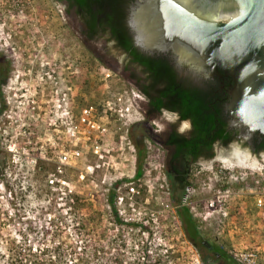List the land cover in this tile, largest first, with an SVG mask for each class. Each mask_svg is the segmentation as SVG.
Returning a JSON list of instances; mask_svg holds the SVG:
<instances>
[{
    "label": "rangeland",
    "instance_id": "rangeland-1",
    "mask_svg": "<svg viewBox=\"0 0 264 264\" xmlns=\"http://www.w3.org/2000/svg\"><path fill=\"white\" fill-rule=\"evenodd\" d=\"M78 33L55 0H0V53L10 62L0 104V148L9 153L7 171L0 174V264L10 263L11 246L43 245L49 246L45 258L51 264H109L102 251L117 246L125 251L118 264H135L141 247L154 255L141 260L147 264H222L205 260L187 237L170 198L164 152L149 138L136 178L130 133L141 135L146 128L138 92L127 73L99 54V45H86ZM119 94L131 104L130 114H119ZM86 106L107 124L104 150H83L61 164L59 173L61 150L79 146L71 140L69 122ZM153 122L159 128L164 123ZM230 156L221 153L194 165L181 204L190 208L205 239L239 264H264V201H257L264 189L255 187L256 179L264 181V154L245 162ZM233 169H245L249 177L235 180L229 176ZM128 184L139 194L121 205L124 216L145 226L112 222L107 193L113 187L126 193ZM58 242L61 250L55 249Z\"/></svg>",
    "mask_w": 264,
    "mask_h": 264
},
{
    "label": "trees",
    "instance_id": "trees-1",
    "mask_svg": "<svg viewBox=\"0 0 264 264\" xmlns=\"http://www.w3.org/2000/svg\"><path fill=\"white\" fill-rule=\"evenodd\" d=\"M56 1L60 2L63 0ZM67 1L69 4L68 9L76 8V14L86 26L89 36L106 39L107 48L112 53L115 52V49L128 53L130 59L126 62L127 68L130 64L135 63L149 76L153 93H150L149 89L142 87H137V90L150 100L152 105L149 111L150 114L154 111H169L173 112L179 121L190 120L191 129L189 134L177 133L172 141L176 145V150L174 156L169 159V166L166 172L170 185V198L177 208L178 217L182 222L187 237L200 248L205 260L212 257L217 262L221 261L222 264H239L221 246L205 239L190 208L181 204L182 193L190 183V169L192 166L199 164L197 162L205 150L210 151L207 154L204 153L206 158L214 157V146L216 143L227 146L235 140V129H229L227 122L212 111L209 105L212 100L208 98L206 91L195 87L187 78H182L167 57L145 55L136 50L126 22L128 16L127 2L129 0ZM9 63L5 56L0 54V104L3 103L1 101L3 96L1 86L7 81L10 73ZM130 136L137 149L136 178H138L142 175V162L146 155V135H136L131 132ZM254 141L257 150L259 148L264 149V142L259 144L258 137H255ZM8 155V151L0 148V174L4 175L7 171ZM184 161H186L185 164ZM117 188L113 187L107 193L113 224L118 227L128 226L131 228L145 226L141 221H127L119 215L115 203L118 195ZM71 205L73 204L69 206ZM56 219H59V217L56 216ZM147 228L144 227V229ZM121 245L125 246L126 243L122 242ZM55 249L61 250L59 242ZM9 251L8 257L11 260L9 264H51L45 258L49 251V246L47 245H43V247H21V249H14L11 246ZM98 252L101 251L99 250ZM124 252L119 246L113 247L111 251H106L105 249L102 251L109 264L124 262ZM145 257L150 259L154 255H151L148 249L144 250L141 247L137 249L133 262L135 264H147V262L141 261ZM160 259L161 256L157 255V260L160 261Z\"/></svg>",
    "mask_w": 264,
    "mask_h": 264
},
{
    "label": "water",
    "instance_id": "water-1",
    "mask_svg": "<svg viewBox=\"0 0 264 264\" xmlns=\"http://www.w3.org/2000/svg\"><path fill=\"white\" fill-rule=\"evenodd\" d=\"M133 12L145 48L172 49L179 63L210 67V73L218 64L230 70L232 126L244 127L247 139L264 135V0H144ZM253 156L232 144L231 158Z\"/></svg>",
    "mask_w": 264,
    "mask_h": 264
},
{
    "label": "flooded vegetation",
    "instance_id": "flooded-vegetation-1",
    "mask_svg": "<svg viewBox=\"0 0 264 264\" xmlns=\"http://www.w3.org/2000/svg\"><path fill=\"white\" fill-rule=\"evenodd\" d=\"M56 1V0H55ZM142 2L144 0H129L127 2V26L129 29L130 36L132 38V43L136 47L137 51L145 55L150 56H163L167 57L173 66L176 68L177 72L182 76V78H187L191 81V83L203 91H206L207 96L212 102L209 104L213 112L218 115L220 118L227 122L229 129H235L236 131V139L230 142L227 146H222L220 143H216L214 146L215 156L210 158L214 160L219 154L221 153H232V144L237 143L241 148L249 150L252 154L262 156L264 154V149L257 150L256 143L254 141L255 137H258V143L262 144L264 142V135L256 132L250 139H247L246 129L241 126H232L233 118L228 110V104L232 100L231 90L235 85V79L230 70H223L221 66L218 64L217 72L210 73L209 69H202L196 64H187V63H179V55L176 54L172 49L169 50H159V49H150L145 48L143 43L138 38V33L134 30V23L133 21V14L134 8L138 7V2ZM58 2V1H57ZM63 5L64 11L69 19L76 22L79 29V37L88 45L89 43H94L99 45L100 55L103 58L112 59L117 67L121 68L122 73H127V78L129 83H131L132 87L138 92L137 101L138 105L141 103V107L139 106L140 112L144 118L143 125L146 127L144 132H141V135H146V138L151 139L154 144L164 152L165 156V169L167 172V168L169 166V159L170 157L174 156L176 145L173 143V139L175 135L178 134H189L191 129V122L190 120L179 121L178 117L169 111H154L151 114L149 113L152 105L150 104V100L147 97H144L138 90L137 87L147 88L149 89L150 93H153V88L151 87V81L149 76L145 74L141 67L137 64H130L127 68L126 62L130 59V55L125 51L114 50L115 52H110L107 48V41L102 37H91L89 36L86 26L84 23L79 19L78 15L76 14V8L72 7L68 9V1L63 0L60 1ZM1 54V53H0ZM109 57V58H108ZM215 65V63L213 62ZM183 65L186 70H183ZM222 110L219 112V110ZM152 119H160L163 121L162 127L155 126V123H152ZM136 127L139 126V123L135 125ZM138 132V131H137ZM136 135L138 133H135ZM247 143V144H245ZM207 152L209 150L203 151V154L200 156L199 161L197 163H201L202 161L209 160L206 158ZM257 152V153H256ZM205 153V154H204ZM186 161H184V164ZM193 170V166L190 171Z\"/></svg>",
    "mask_w": 264,
    "mask_h": 264
},
{
    "label": "built area",
    "instance_id": "built-area-1",
    "mask_svg": "<svg viewBox=\"0 0 264 264\" xmlns=\"http://www.w3.org/2000/svg\"><path fill=\"white\" fill-rule=\"evenodd\" d=\"M109 105V108L112 112H116L117 109L115 106L111 105V102L109 101L107 103ZM121 108L119 109V114H122L121 116L125 114H130L131 112V104H128L125 100V96L122 94H119L116 96V103ZM69 131H70V137L71 140L76 141L75 146L79 145L75 148H68L66 150H61V155L59 156V165H58V172L61 173L63 170L61 168V164L69 163L72 159H76L79 157L83 150L85 151H91L95 154H99L104 150L102 148L103 143L101 141H104L103 136L107 134V124L102 119L100 121L99 117L96 116V112L92 106H86L82 107L80 110V115L76 118L75 121L69 122ZM235 177V180L237 178H243L246 179L249 177V173L245 169H237L236 173L233 170L229 171L230 177ZM51 184H55L54 179H50L49 181ZM61 184H66L64 180L60 181ZM256 185L255 187L260 189H264V181L255 180ZM120 188V189H119ZM118 188V195L116 197L115 203L117 205L119 215L123 217V219L127 220V218L124 216L125 209L121 207V205L126 204L128 200H131L129 202L134 201V196L136 194H139V190L136 189V187L133 184H128L126 187V193H123L121 191V187ZM259 195V194H258ZM260 204L263 203L264 198L262 195L259 196L257 200Z\"/></svg>",
    "mask_w": 264,
    "mask_h": 264
}]
</instances>
